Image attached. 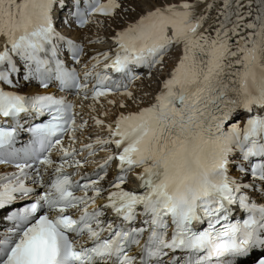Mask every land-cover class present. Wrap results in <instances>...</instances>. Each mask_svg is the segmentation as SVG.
<instances>
[{
    "label": "snow or ice",
    "instance_id": "1",
    "mask_svg": "<svg viewBox=\"0 0 264 264\" xmlns=\"http://www.w3.org/2000/svg\"><path fill=\"white\" fill-rule=\"evenodd\" d=\"M0 214V264H264V0H0Z\"/></svg>",
    "mask_w": 264,
    "mask_h": 264
},
{
    "label": "bare ground",
    "instance_id": "2",
    "mask_svg": "<svg viewBox=\"0 0 264 264\" xmlns=\"http://www.w3.org/2000/svg\"><path fill=\"white\" fill-rule=\"evenodd\" d=\"M107 23V22H106ZM67 31H69L70 33H71V35H72V37L71 38H73V39H76L78 42L80 41V39L83 37V36H85V35H88V36H90V37H92V38H95V36L96 35H100L101 36V38H105L107 35H108V33H106V32H104L103 30H101V29H96L95 28V26H91L90 28H86V29H84L83 31L82 30H77V31H70V30H67ZM108 47V44H105V45H103V46H101V45H87V43H86V48H87V50L89 51V55H91L92 54V52H94V51H103V50H105L106 48ZM86 59V58H85ZM172 67V64L171 63H169V68H171ZM147 83V82H146ZM141 83L139 82V81H137L134 85H131V90H133L134 92L136 91V89H138V88H141ZM143 87V86H142ZM50 90H52V89H50ZM49 90V91H50ZM158 90V85L157 84H154V85H152V88H151V91H152V93L153 94H155V92ZM22 91H26V92H29L30 91V93H32V92H34L35 91V88H24V89H22ZM41 92H43V91H41ZM111 98V97H110ZM150 97L149 98H147L146 99V103H149V102H151L150 101ZM87 103V102H86ZM111 108V106H109V105H105V108L104 109H100L99 108V106H97V111H98V114H100L101 115V118L102 119H112L113 117H114V115L116 114V110L115 109H112L111 110V112H110V114H109V116L108 117H104L103 116V112L104 111H108L109 109ZM129 110H135L134 108H131V109H129ZM83 111H84V113L85 114H87V108H84L83 109ZM91 123V122H90ZM93 132H95V129H93ZM85 135L87 136L88 135V133H85ZM85 142H87V140H85ZM106 154L104 153L103 154V157L105 156ZM114 170V169H113ZM112 170V171H113Z\"/></svg>",
    "mask_w": 264,
    "mask_h": 264
},
{
    "label": "rangeland",
    "instance_id": "3",
    "mask_svg": "<svg viewBox=\"0 0 264 264\" xmlns=\"http://www.w3.org/2000/svg\"><path fill=\"white\" fill-rule=\"evenodd\" d=\"M82 31H83V30H82ZM153 85H154V84H153ZM142 86H143V85H142ZM142 86H141V87H142ZM129 89L131 90V88H129ZM132 91H133V90H132Z\"/></svg>",
    "mask_w": 264,
    "mask_h": 264
}]
</instances>
